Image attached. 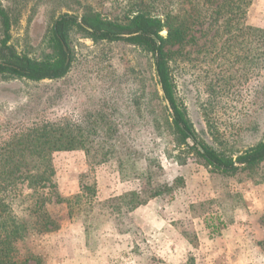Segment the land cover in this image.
<instances>
[{
	"label": "rangeland",
	"instance_id": "374dc122",
	"mask_svg": "<svg viewBox=\"0 0 264 264\" xmlns=\"http://www.w3.org/2000/svg\"><path fill=\"white\" fill-rule=\"evenodd\" d=\"M1 2L15 18L10 44L34 60L53 53L51 22L60 14L80 21L88 6L108 19H123L113 0ZM243 21L264 29V0H251ZM192 34L177 55L174 82L176 105L186 110L197 138L227 156L263 141L264 65L251 66L240 55L251 47L250 34L230 31L227 44V35L214 39L205 26ZM68 45L70 68L61 79L0 76V148L44 125L75 124L97 134L110 126L137 166H160L153 186L180 181L125 213L112 198L147 188L146 180H123L114 162L95 165L83 150L55 151L53 176L43 188L33 193L21 181L0 189L16 214L31 221L44 212L55 227L19 240L18 256L40 264H264V213L254 198L264 184V161L232 175L213 171L183 145L178 148L163 128L162 115L169 111L157 99L161 92L149 54L120 41L94 43L75 30ZM92 184L95 196L76 200L77 215L68 218L67 199Z\"/></svg>",
	"mask_w": 264,
	"mask_h": 264
},
{
	"label": "trees",
	"instance_id": "16d2710c",
	"mask_svg": "<svg viewBox=\"0 0 264 264\" xmlns=\"http://www.w3.org/2000/svg\"><path fill=\"white\" fill-rule=\"evenodd\" d=\"M113 1L122 7V20L108 19L88 6H84L79 15L80 23L77 21L78 16L68 13L52 18L49 42L53 53L43 60H34L18 53L10 44V29L15 18L11 8L2 5L0 0V76L8 75L33 82L63 78L71 63L68 38L72 30L90 38L94 43L120 41L138 47L150 55L156 84L163 92V96H157V99L164 102L166 98L172 108V114L162 115V126L174 135L178 148L183 145L186 153L196 155L205 166L223 175H232L263 162L264 140L244 151H236L231 156L210 148L197 138L187 119L186 110H181L175 100L174 72L177 55L180 48L194 39L192 33L198 27L205 26L206 31H213V38L217 40L227 35L223 44H227L232 38L230 31L232 33L236 30L240 36L250 34L251 47L240 54L241 59L256 68L264 65V29L244 26L243 20L251 0ZM162 31L166 32L165 36L161 35ZM239 44H243V40ZM226 48L230 50L229 47ZM118 141L110 126L97 134L89 128L81 129L75 124L64 127L44 125L40 129L16 135L0 148V189L11 190L19 182L26 181V188L33 193L37 192L53 176L51 154L55 151L74 150H83L95 165L114 162L123 180H146L147 188L112 198L111 202L124 207L125 213H130L148 200L173 190L174 184L180 181L176 179L173 185L158 183L153 186L154 179L161 170L160 166H137V160L132 158L133 153ZM197 144L202 147L203 153L197 150ZM82 190V194L67 199L68 218L77 215L79 204H76V200L95 196L94 184L85 186ZM5 198L6 196H0V264H40L38 258L19 257L16 244L27 234L47 232L55 228L52 220L43 212L37 213L35 220L30 221L28 217L16 214L12 210V204ZM35 203L39 208L41 203Z\"/></svg>",
	"mask_w": 264,
	"mask_h": 264
},
{
	"label": "crops",
	"instance_id": "0c3cea01",
	"mask_svg": "<svg viewBox=\"0 0 264 264\" xmlns=\"http://www.w3.org/2000/svg\"><path fill=\"white\" fill-rule=\"evenodd\" d=\"M262 186L263 187L260 189L254 190V198L256 199L255 204L259 213H264V184ZM232 227L234 228L235 226Z\"/></svg>",
	"mask_w": 264,
	"mask_h": 264
},
{
	"label": "water",
	"instance_id": "95a60500",
	"mask_svg": "<svg viewBox=\"0 0 264 264\" xmlns=\"http://www.w3.org/2000/svg\"><path fill=\"white\" fill-rule=\"evenodd\" d=\"M78 22L80 23V21H78ZM124 37H127V36H124ZM63 50H64V52H66V48H65L64 45H63ZM67 61H68V59H67ZM160 92H161V95L163 96V92L161 90H160ZM164 101H165V105H166L169 113L172 114V108H171V105H170L169 101L166 98H164ZM196 148H197V150L200 153H203L204 152L203 149H202V147L199 144L196 145Z\"/></svg>",
	"mask_w": 264,
	"mask_h": 264
}]
</instances>
